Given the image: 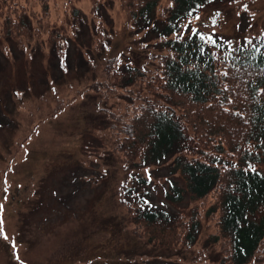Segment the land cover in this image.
Segmentation results:
<instances>
[{
  "label": "trees",
  "instance_id": "obj_1",
  "mask_svg": "<svg viewBox=\"0 0 264 264\" xmlns=\"http://www.w3.org/2000/svg\"><path fill=\"white\" fill-rule=\"evenodd\" d=\"M87 1L97 19L103 0ZM116 1L122 29L132 34L163 21L156 51L142 59L110 54L95 64L99 74L85 89L93 92L116 161L129 169L170 156L196 202L188 214L157 210L122 181L118 202L131 233L152 245L186 249L204 217L216 264H252L259 257L264 264V33L235 43L190 25L223 0ZM74 2L0 0V37L39 39L65 65L84 22ZM92 28L90 44L101 55L109 38L101 34L102 20ZM174 184L169 188L177 189ZM177 192L180 198L183 191Z\"/></svg>",
  "mask_w": 264,
  "mask_h": 264
},
{
  "label": "rangeland",
  "instance_id": "obj_2",
  "mask_svg": "<svg viewBox=\"0 0 264 264\" xmlns=\"http://www.w3.org/2000/svg\"><path fill=\"white\" fill-rule=\"evenodd\" d=\"M74 4L84 22L70 40L65 65L39 39L0 37V264H216L204 217L186 249L152 245L131 233L118 202L122 181L145 193L157 210L188 214L196 202L170 156L129 169L116 161L93 92L85 89L99 74L95 64L107 56H152L163 21L132 34L122 29L116 0H103L97 19L87 0ZM98 18L109 38L101 55L89 32ZM189 22L243 42L264 33V0H223ZM170 181L177 189L169 188Z\"/></svg>",
  "mask_w": 264,
  "mask_h": 264
},
{
  "label": "snow or ice",
  "instance_id": "obj_3",
  "mask_svg": "<svg viewBox=\"0 0 264 264\" xmlns=\"http://www.w3.org/2000/svg\"><path fill=\"white\" fill-rule=\"evenodd\" d=\"M192 35L195 36V35H197V33H196L195 31H193V32H192Z\"/></svg>",
  "mask_w": 264,
  "mask_h": 264
}]
</instances>
